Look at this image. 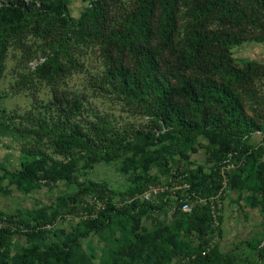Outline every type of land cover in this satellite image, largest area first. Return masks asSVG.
I'll use <instances>...</instances> for the list:
<instances>
[{
	"label": "trees",
	"instance_id": "obj_1",
	"mask_svg": "<svg viewBox=\"0 0 264 264\" xmlns=\"http://www.w3.org/2000/svg\"><path fill=\"white\" fill-rule=\"evenodd\" d=\"M84 1L86 7L75 21L69 20L68 0L0 1V64L7 47L19 44L27 35L49 40L48 53L34 76L57 84L67 75L84 72V63L75 60V45L79 46L77 50L97 45L106 86L149 115L154 129L146 133L119 131L98 116L96 123L89 122L81 100L54 95L56 115L51 123L36 122L35 134L52 139L54 147L61 150L59 154L74 151L80 152L79 157L49 173L24 168L22 163L15 169L13 161L4 158L0 161V196L8 195L12 187L26 194L23 182L28 180L32 190L44 182L76 185L78 192L59 197L56 206H38L15 215L0 211V221L17 219L28 230L34 225L21 234L26 236L25 246L15 245V235L8 229L0 230V264H76L74 258L81 243L118 224L123 215L128 216L129 230L119 229L117 244L108 249L105 257H99L97 264H170L179 256L177 264H229V257L220 252L217 241L203 254L214 235L216 240L221 239V217L214 230L209 206L197 205L184 213L178 200L167 193L160 196L157 204L135 202L125 208L109 200L97 219L72 222L70 233L58 235L50 232L52 229L39 227L55 223L60 208L78 202L86 193L110 197L102 186L92 184V189H85L78 183L75 174L80 159L90 166L103 160L102 149L109 151L124 144L131 148L155 145L159 141L156 133L161 130L176 133L165 151L152 155L156 166L166 169L165 184L169 186V178L175 177L173 172H185L191 194L216 195L222 187L223 162L242 157L250 134H264V127L245 114L231 87L232 81L243 82L249 77L254 62L245 61V69L239 71L232 67L230 58L233 49L246 42L264 43V0H135L124 14L117 0ZM200 141L224 150L208 161V168L182 170L177 162L195 166L188 154ZM227 176V188L251 191L250 205H261L264 213V163L257 166L252 185L246 184L250 175L244 177L240 169L227 172ZM148 186L128 194L141 193ZM181 195L177 193L179 198ZM172 206L176 207L169 227L140 232L144 216ZM191 234L197 235L199 243L195 248L180 239ZM91 258L86 259L92 263ZM261 259L264 264V248Z\"/></svg>",
	"mask_w": 264,
	"mask_h": 264
},
{
	"label": "rangeland",
	"instance_id": "obj_2",
	"mask_svg": "<svg viewBox=\"0 0 264 264\" xmlns=\"http://www.w3.org/2000/svg\"><path fill=\"white\" fill-rule=\"evenodd\" d=\"M117 2L119 11L124 14L134 5L135 0ZM68 3L69 14L72 17L69 20L75 21L87 3L84 0H68ZM181 24L180 22L179 25ZM49 43V40L27 35L19 44H10L7 47L5 58L0 64V161L8 158L13 161L15 169L22 163L24 168L49 173L79 157L80 152L74 151L59 154L61 150L54 147L52 139L35 134L38 130L36 122L45 120L51 123L56 115L54 95L81 100L85 109L84 117L89 122L96 123L95 116H98L110 121L119 131L146 133L154 129V120L149 115L135 103L128 102L106 86L103 59L97 45L91 44L88 48L79 50H77L79 46L75 45V60L84 63V72L67 75L57 84H48L37 79L34 72L44 61L48 53L46 46ZM70 44V49L74 50L72 42ZM230 58L232 67L239 71L245 69V61L254 62L249 77L243 82L232 81L231 87L239 96L245 114L264 127V43L246 42L233 49ZM166 132L163 130L155 132L159 138L155 145L145 144L140 148H131L124 144L109 151L102 149L103 160L90 166L84 159H80L75 174L78 183L85 189H92V184L102 186L105 193H110V197L115 201L123 199L122 194L127 197L129 191L152 185L151 181L154 180L157 184L165 185L166 169L161 170V167H157L152 155L165 151L167 146L173 143L176 133ZM223 150L224 148L219 146L210 147L204 141H200V145L188 154L195 166L183 161L177 162V165L184 171L193 170L197 166L208 168L211 165L208 161ZM253 156H256V159H253ZM230 163L235 169H240L244 177L250 175L246 184L252 185L256 178L257 166L264 163V134L261 132L250 134L246 139L242 157L230 159ZM13 183L16 181L13 180ZM3 184L5 187L9 186L6 182ZM23 186L26 194L12 187L8 195L0 196L1 212L15 215L38 206H56L59 197L71 196L78 192L76 185L64 183L41 182L37 189L32 190V182L28 180L23 182ZM182 191L184 194L180 197L184 199L191 195L190 191L182 189L177 193ZM223 193L220 225L222 235L220 240H216L220 252L229 257V264H262L264 213L261 205L256 207L250 205L252 197L249 190H237L226 186ZM214 196L194 195L189 203L192 207L208 206ZM66 207L60 208V215L50 232L62 235L70 233L73 229L72 221L66 217ZM127 217L123 215L118 224H112L110 229H104L99 235L84 240L76 251L74 263L97 264L100 261L99 257H105L108 249L117 244L115 239L119 229L123 227L129 230ZM172 220V207H166L161 212L152 211L142 218L140 232L152 233L159 228L169 227ZM180 239H184L192 248L197 247L199 243L196 234H191L187 238L181 236ZM12 241L17 246H25L27 243L26 236L21 234L12 236ZM119 254L127 258L126 255ZM89 256H92V263L86 259ZM179 259L180 256L172 259L170 264H177Z\"/></svg>",
	"mask_w": 264,
	"mask_h": 264
},
{
	"label": "built area",
	"instance_id": "obj_3",
	"mask_svg": "<svg viewBox=\"0 0 264 264\" xmlns=\"http://www.w3.org/2000/svg\"><path fill=\"white\" fill-rule=\"evenodd\" d=\"M226 165L222 166L220 169V176H221V184L222 187L220 190L216 193V195L211 199L209 202V210L210 215L212 219V228L216 230L219 227V218L221 217V212L223 209L222 196L224 195L223 191L226 188L228 184V176L227 172L235 169L234 165L230 163V160L225 161ZM174 178H169L167 184H155V185H149L147 189L143 190L141 193H134L133 195H129L121 200H113L112 197L108 196H101L99 194H87L81 199L78 200V202H74L68 205L66 209V217L69 221H72L74 223L78 221H91L98 218V216L105 211L108 201L112 200V204H114L117 207H124L127 205H131L135 202H142V203H152L157 204L159 203V198L162 196V194L167 193L168 196L173 197L175 200H178V203L180 204L179 209L184 213H190L192 211V206L189 203V200L191 198H194L193 194L187 195V197L179 198L177 196V191L180 189L184 191H190V184L186 181L187 174H177L173 172ZM183 196V191L180 192ZM176 206H172V209L174 210ZM71 222V223H72ZM34 225H30L29 230L21 224L17 219H12V221H8L7 219H3L0 221V230L8 229L10 233L14 234L15 236L17 234H24L31 229H33ZM55 227V223H48L45 224L39 228L42 230H51ZM216 242V237L213 238L212 241L208 243L207 246L204 248V252H208L212 246ZM188 259V258H187ZM186 259V260H187Z\"/></svg>",
	"mask_w": 264,
	"mask_h": 264
}]
</instances>
